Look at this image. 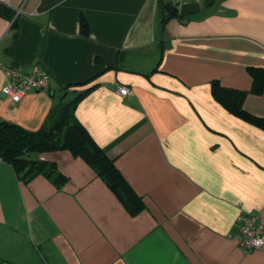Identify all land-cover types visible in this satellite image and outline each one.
I'll list each match as a JSON object with an SVG mask.
<instances>
[{
	"label": "crops",
	"instance_id": "obj_1",
	"mask_svg": "<svg viewBox=\"0 0 264 264\" xmlns=\"http://www.w3.org/2000/svg\"><path fill=\"white\" fill-rule=\"evenodd\" d=\"M159 2L0 0V120L38 130L85 90L74 118L143 202L130 214L67 150L37 155L60 184L0 160V264H264L233 238L240 215L264 226V129L210 85L264 118L247 70L264 69V0L165 3L162 20ZM6 66L46 71L49 88L11 102Z\"/></svg>",
	"mask_w": 264,
	"mask_h": 264
},
{
	"label": "trees",
	"instance_id": "obj_2",
	"mask_svg": "<svg viewBox=\"0 0 264 264\" xmlns=\"http://www.w3.org/2000/svg\"><path fill=\"white\" fill-rule=\"evenodd\" d=\"M169 5V4H168ZM86 22L80 20V31L87 33ZM251 77L250 91L264 92V69L248 67ZM211 92L217 102L238 117L264 129V118L255 117L242 108L245 91L220 85L217 80L210 83ZM86 91L79 93L72 102L60 107L54 122L35 131L0 120V160L10 164L23 183L42 175L51 177L58 184L65 178L53 162L39 159L37 155L54 150H67L82 158L118 197L130 214L143 207L142 199L134 193L114 164L92 140L86 129L74 118L73 107Z\"/></svg>",
	"mask_w": 264,
	"mask_h": 264
},
{
	"label": "built area",
	"instance_id": "obj_3",
	"mask_svg": "<svg viewBox=\"0 0 264 264\" xmlns=\"http://www.w3.org/2000/svg\"><path fill=\"white\" fill-rule=\"evenodd\" d=\"M184 0H163L169 5H177ZM6 75V84L1 92L10 99L11 102H18L29 91H45L49 88V75L46 71L40 70L35 73H24L20 69L12 66L3 68ZM120 95L130 93L125 86H117ZM233 238L238 247L244 252L254 250H264V226L257 222L251 214H244L238 217V225Z\"/></svg>",
	"mask_w": 264,
	"mask_h": 264
},
{
	"label": "water",
	"instance_id": "obj_4",
	"mask_svg": "<svg viewBox=\"0 0 264 264\" xmlns=\"http://www.w3.org/2000/svg\"><path fill=\"white\" fill-rule=\"evenodd\" d=\"M165 15V3L164 2H159L157 5V18L159 20H162Z\"/></svg>",
	"mask_w": 264,
	"mask_h": 264
}]
</instances>
